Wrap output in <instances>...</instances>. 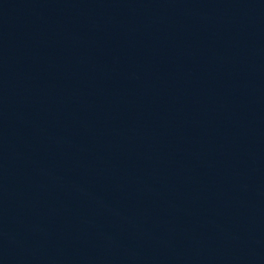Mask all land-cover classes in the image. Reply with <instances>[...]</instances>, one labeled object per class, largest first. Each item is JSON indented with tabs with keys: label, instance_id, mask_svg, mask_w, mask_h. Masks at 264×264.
<instances>
[{
	"label": "water",
	"instance_id": "obj_1",
	"mask_svg": "<svg viewBox=\"0 0 264 264\" xmlns=\"http://www.w3.org/2000/svg\"><path fill=\"white\" fill-rule=\"evenodd\" d=\"M0 264H264V0H0Z\"/></svg>",
	"mask_w": 264,
	"mask_h": 264
}]
</instances>
